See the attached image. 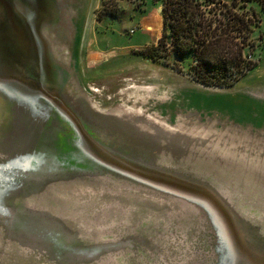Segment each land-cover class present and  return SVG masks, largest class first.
I'll use <instances>...</instances> for the list:
<instances>
[{
	"label": "rangeland",
	"instance_id": "rangeland-1",
	"mask_svg": "<svg viewBox=\"0 0 264 264\" xmlns=\"http://www.w3.org/2000/svg\"><path fill=\"white\" fill-rule=\"evenodd\" d=\"M140 1L47 0L37 25L0 1L26 51L0 58V264H264V12L220 88L137 53L162 28Z\"/></svg>",
	"mask_w": 264,
	"mask_h": 264
},
{
	"label": "trees",
	"instance_id": "trees-1",
	"mask_svg": "<svg viewBox=\"0 0 264 264\" xmlns=\"http://www.w3.org/2000/svg\"><path fill=\"white\" fill-rule=\"evenodd\" d=\"M0 1L8 13L12 0ZM22 1L36 13L30 22L37 25L40 19L37 14L42 15L47 9V0ZM158 1L161 34L156 42L137 52L142 57L164 65H171L169 60L179 65L186 63L195 82L220 88L231 87L253 67L255 61L248 58L255 47L252 35L259 25V17L251 4L257 3L264 12V0ZM13 27L0 28V58L6 53L17 58L26 54L24 31L19 27L23 35L21 41ZM14 41L17 46H10Z\"/></svg>",
	"mask_w": 264,
	"mask_h": 264
},
{
	"label": "water",
	"instance_id": "water-1",
	"mask_svg": "<svg viewBox=\"0 0 264 264\" xmlns=\"http://www.w3.org/2000/svg\"><path fill=\"white\" fill-rule=\"evenodd\" d=\"M161 10V8H159V11ZM72 115V114H71ZM75 116V114H73ZM61 116V115H60ZM62 117V116H61ZM65 119V118H64ZM72 125V124H71ZM73 127V126H72ZM73 132H74V129H73ZM165 178L168 182L172 183L173 180L172 178H169V177H163ZM179 180L175 181L174 183L179 186ZM189 189V191H188ZM186 189L187 190V195H189V197L191 196H196L195 194H204L205 196V203L208 204L209 203H212L213 206H215L217 209H219V211L226 217L227 216V211H225V206L224 204L218 199V196L215 195L213 192L211 191H208V190H204L203 188L201 189L200 187L198 186H195V185H191L190 188ZM179 190V189H178ZM212 207L213 210H216L214 209L215 207ZM229 218V221H230V224H231V227H234L232 226V223L233 221H231L229 215L227 216ZM221 221H222V218H219ZM232 232L234 233V230H232ZM234 236H235V245H241L244 240H241L239 235L236 234V232L234 233Z\"/></svg>",
	"mask_w": 264,
	"mask_h": 264
},
{
	"label": "flooded vegetation",
	"instance_id": "flooded-vegetation-1",
	"mask_svg": "<svg viewBox=\"0 0 264 264\" xmlns=\"http://www.w3.org/2000/svg\"><path fill=\"white\" fill-rule=\"evenodd\" d=\"M146 60H148V59H146Z\"/></svg>",
	"mask_w": 264,
	"mask_h": 264
},
{
	"label": "crops",
	"instance_id": "crops-1",
	"mask_svg": "<svg viewBox=\"0 0 264 264\" xmlns=\"http://www.w3.org/2000/svg\"><path fill=\"white\" fill-rule=\"evenodd\" d=\"M160 12V11H159Z\"/></svg>",
	"mask_w": 264,
	"mask_h": 264
}]
</instances>
